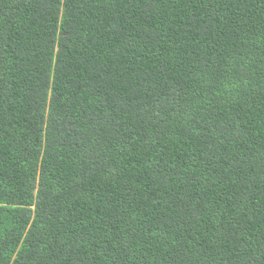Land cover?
<instances>
[{"label": "trees", "instance_id": "obj_1", "mask_svg": "<svg viewBox=\"0 0 264 264\" xmlns=\"http://www.w3.org/2000/svg\"><path fill=\"white\" fill-rule=\"evenodd\" d=\"M0 264H264V0H0Z\"/></svg>", "mask_w": 264, "mask_h": 264}]
</instances>
